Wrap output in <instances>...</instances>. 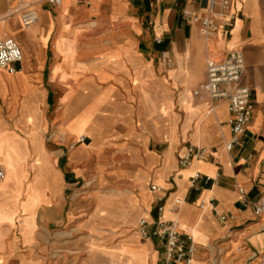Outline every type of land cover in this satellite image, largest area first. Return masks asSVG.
I'll list each match as a JSON object with an SVG mask.
<instances>
[{
	"label": "crops",
	"instance_id": "obj_1",
	"mask_svg": "<svg viewBox=\"0 0 264 264\" xmlns=\"http://www.w3.org/2000/svg\"><path fill=\"white\" fill-rule=\"evenodd\" d=\"M29 2L37 21L25 28L15 10ZM203 5L201 0H61L59 6L47 0H0V40L13 39L23 54L17 72L0 70V136L26 154L22 188L35 181L34 148L40 143L57 187L51 196L47 177H41L46 198L24 223L27 235L17 237L14 251H0L5 264H30L39 227L72 220L69 194L86 178V165L115 156L122 161L109 175L119 183L112 192L116 197L110 190L99 196L83 227L92 237L113 228L116 235L104 236L105 247L124 244L134 257L128 263L92 250L95 264H163V240H142L136 232L140 219L157 217V205L162 207L159 218L173 222L180 234L196 232L194 264H252L241 246L264 250V233L249 207L240 203L254 197L264 171V0H233L232 26L219 30L213 52L199 25L181 15L183 9L204 14ZM93 24L105 25V40L97 39L101 35L96 37L94 26L89 27ZM235 48L243 53V85L251 91L254 108L246 135L227 152L225 104L210 109L206 93L198 99L192 92L206 81L207 58ZM90 108L95 114L77 121L87 128L70 153L63 144L46 143L43 135L53 133L59 141L60 130L73 135L70 124ZM188 146L204 149L205 158L180 167ZM0 167L1 185L6 171ZM105 172L101 164L103 185ZM195 172L210 178L207 186L189 187ZM151 186L158 190L152 192ZM4 198L0 195V206L8 203ZM27 216L19 211L14 223ZM7 224H0L2 230Z\"/></svg>",
	"mask_w": 264,
	"mask_h": 264
},
{
	"label": "built area",
	"instance_id": "obj_2",
	"mask_svg": "<svg viewBox=\"0 0 264 264\" xmlns=\"http://www.w3.org/2000/svg\"><path fill=\"white\" fill-rule=\"evenodd\" d=\"M51 5L59 6L61 0H47ZM145 1V0H142ZM204 5L201 7L204 14L183 9L182 17L191 24L199 25L202 38L210 52H213V42L221 28H230L234 16L230 13L233 0H201ZM15 12L18 14L23 27L28 28L36 23L37 13L34 3L24 4ZM157 43L161 42L160 38H156ZM23 54L19 45L13 39L0 40V70H5L12 74L17 72V65L21 64ZM166 65L171 67L173 62L167 60ZM206 81L193 90L194 97L201 99L202 93H206L211 102L210 109L218 104L224 103L229 113L227 124L230 131V139L224 143V150L229 152L238 146L242 138L246 135L247 125L250 122L253 112V101L251 91L243 85L245 75V66L243 53L241 49L235 48L229 50L223 56L216 54L210 55L205 63ZM53 133L49 135L50 140ZM83 141V138L80 139ZM76 143H70L69 149H73ZM206 151L201 148L188 146L179 160V166L185 167L189 163L196 160H203ZM252 156H247L251 158ZM3 177V171L0 167V178ZM210 178L202 176L195 172L189 178L190 188H202L207 186ZM150 190L157 191L156 186H151ZM240 194L243 193L239 189ZM160 203V198H157ZM180 204V200L176 201ZM242 206L249 207L255 220V226L258 231L264 233V171L261 172L258 189L252 199L243 197L240 201ZM157 217L151 221L144 218L138 221L136 232L140 239L144 240L150 236L158 237L163 240L164 260L163 264H193L195 252L194 241L191 234H180L173 222H165L159 218L162 207H155ZM214 212V208H210ZM221 221L224 217L220 216ZM241 251L245 255V260L252 264H264V250L260 253L250 249L247 245L241 246Z\"/></svg>",
	"mask_w": 264,
	"mask_h": 264
},
{
	"label": "rangeland",
	"instance_id": "obj_3",
	"mask_svg": "<svg viewBox=\"0 0 264 264\" xmlns=\"http://www.w3.org/2000/svg\"><path fill=\"white\" fill-rule=\"evenodd\" d=\"M93 30L101 35L98 40H105V25H90ZM92 30V29H91ZM56 73V70H54ZM53 73V74H54ZM93 110V111H92ZM95 114L94 108H90L87 111L81 113L69 127L70 134L60 130L62 141L52 137L48 139L49 135L44 136L47 144L56 143L66 146L65 151L70 153L69 144L79 142L81 135L84 134L87 126L77 122L82 118H91ZM89 121L87 122V124ZM53 132V130H52ZM49 140V141H48ZM57 146V147H58ZM56 154H60L58 149L53 150ZM26 154L22 153L17 143L11 139L0 136V163L4 165L6 171V179L1 183L0 195L4 196L6 205L0 206V224L7 222L8 229L2 230L0 227V251L4 254H10L17 247V237L22 239L27 235L28 228L24 226V223L31 221L35 212V208L46 198L45 190L42 188L41 177H47V183L49 184L47 190L51 196H55L57 193L56 176H54L53 165L50 164L48 156L40 145L34 148L36 178L33 184H28L24 188L22 185L25 180L24 160ZM114 157V156H113ZM101 164L105 165V172L107 180L106 185H103L100 173ZM119 165H122V161L115 156L114 158H104L100 160H91L86 165V178L69 194V199L74 201L75 211L72 220L63 226L51 227L40 226L37 234L38 246L31 247L29 251L30 264H95L98 260L92 254V250H99L104 254H107L111 258L117 260L125 259L126 262H132L134 255L126 246L105 247V238L107 234L110 237L116 235V231L113 228L100 230L98 237H92L87 228H84V221L87 219L91 212L95 208L96 200L99 196L105 195L106 191H109L112 198L114 196L112 192L118 187L116 180L109 176L112 171ZM41 175V176H40ZM10 189L14 190V194L11 195ZM21 197L24 202L20 203ZM19 211L28 212V216L22 218L18 225L14 223L15 216ZM100 229V227H97ZM104 234V235H102ZM196 235V232H195ZM194 235V237H195ZM11 238V240H10ZM130 252V253H129ZM0 264H5L4 260L0 257ZM194 264V261H193Z\"/></svg>",
	"mask_w": 264,
	"mask_h": 264
},
{
	"label": "bare ground",
	"instance_id": "obj_4",
	"mask_svg": "<svg viewBox=\"0 0 264 264\" xmlns=\"http://www.w3.org/2000/svg\"><path fill=\"white\" fill-rule=\"evenodd\" d=\"M38 14V13H37ZM0 165H2V167H4V165L2 164V163H0ZM192 235V238H194V235H193V233H191ZM193 241H194V239H193Z\"/></svg>",
	"mask_w": 264,
	"mask_h": 264
}]
</instances>
